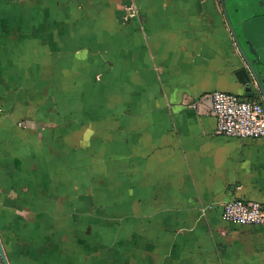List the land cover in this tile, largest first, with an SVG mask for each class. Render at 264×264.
<instances>
[{
	"label": "crops",
	"instance_id": "0c3cea01",
	"mask_svg": "<svg viewBox=\"0 0 264 264\" xmlns=\"http://www.w3.org/2000/svg\"><path fill=\"white\" fill-rule=\"evenodd\" d=\"M245 66L220 0H0L10 264H264V227L223 218L264 205V137L191 106Z\"/></svg>",
	"mask_w": 264,
	"mask_h": 264
},
{
	"label": "built area",
	"instance_id": "2783aa9c",
	"mask_svg": "<svg viewBox=\"0 0 264 264\" xmlns=\"http://www.w3.org/2000/svg\"><path fill=\"white\" fill-rule=\"evenodd\" d=\"M137 13L135 5L128 7L127 14L134 16ZM203 103L208 105L209 112L217 119V134L240 138L264 137L263 100L215 91L209 94L207 99L202 98L191 106L199 108ZM223 218L231 223L264 227V205L233 199L224 204Z\"/></svg>",
	"mask_w": 264,
	"mask_h": 264
},
{
	"label": "water",
	"instance_id": "95a60500",
	"mask_svg": "<svg viewBox=\"0 0 264 264\" xmlns=\"http://www.w3.org/2000/svg\"><path fill=\"white\" fill-rule=\"evenodd\" d=\"M220 3L246 65L236 72L244 87L243 96L254 98L258 95L264 102V13L242 20L237 28L230 16L226 0H220ZM252 6L255 7L256 5L252 3ZM263 7L264 0L259 2L256 8L261 9ZM241 9L242 7H239V11ZM0 256L3 264H10L1 238Z\"/></svg>",
	"mask_w": 264,
	"mask_h": 264
},
{
	"label": "rangeland",
	"instance_id": "374dc122",
	"mask_svg": "<svg viewBox=\"0 0 264 264\" xmlns=\"http://www.w3.org/2000/svg\"><path fill=\"white\" fill-rule=\"evenodd\" d=\"M240 7H242L241 11L238 10V14H243V18L247 17L250 18L254 15H256V12L260 10V8H256L257 4L261 2L262 0H236ZM252 3H254L256 6L253 7ZM228 10L230 14H236V12L233 10L234 4L232 2H228L227 4Z\"/></svg>",
	"mask_w": 264,
	"mask_h": 264
},
{
	"label": "flooded vegetation",
	"instance_id": "af4514ba",
	"mask_svg": "<svg viewBox=\"0 0 264 264\" xmlns=\"http://www.w3.org/2000/svg\"><path fill=\"white\" fill-rule=\"evenodd\" d=\"M260 13H264V7L261 8L258 12H256V14H260Z\"/></svg>",
	"mask_w": 264,
	"mask_h": 264
}]
</instances>
